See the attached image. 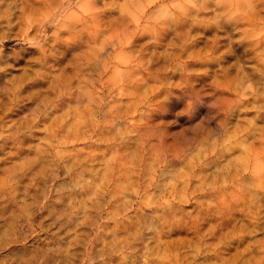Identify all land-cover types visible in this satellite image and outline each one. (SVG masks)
<instances>
[{
  "label": "rangeland",
  "instance_id": "rangeland-1",
  "mask_svg": "<svg viewBox=\"0 0 264 264\" xmlns=\"http://www.w3.org/2000/svg\"><path fill=\"white\" fill-rule=\"evenodd\" d=\"M0 264H264V0H0Z\"/></svg>",
  "mask_w": 264,
  "mask_h": 264
},
{
  "label": "bare ground",
  "instance_id": "bare-ground-1",
  "mask_svg": "<svg viewBox=\"0 0 264 264\" xmlns=\"http://www.w3.org/2000/svg\"><path fill=\"white\" fill-rule=\"evenodd\" d=\"M107 106V105H106ZM103 109V108H102ZM105 109V108H104ZM107 110L109 111V109L107 108ZM106 111V110H105ZM107 113V112H106ZM108 114V113H107ZM56 220V219H55ZM58 222V221H57ZM53 224V223H52ZM54 225V224H53ZM55 225H56V223H55Z\"/></svg>",
  "mask_w": 264,
  "mask_h": 264
}]
</instances>
